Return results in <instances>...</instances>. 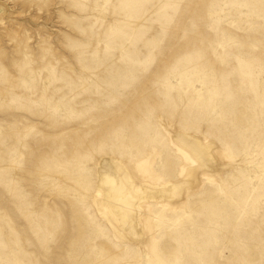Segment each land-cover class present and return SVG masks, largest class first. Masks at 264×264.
<instances>
[{"label":"rangeland","instance_id":"1","mask_svg":"<svg viewBox=\"0 0 264 264\" xmlns=\"http://www.w3.org/2000/svg\"><path fill=\"white\" fill-rule=\"evenodd\" d=\"M161 121L243 163L164 212V261L264 264V0H0V264H156L91 198L106 155L177 177Z\"/></svg>","mask_w":264,"mask_h":264},{"label":"bare ground","instance_id":"2","mask_svg":"<svg viewBox=\"0 0 264 264\" xmlns=\"http://www.w3.org/2000/svg\"><path fill=\"white\" fill-rule=\"evenodd\" d=\"M161 128L180 159L177 177L159 174L157 150L132 161L106 155L95 164L99 175L91 201L116 242L133 245L156 264H167L159 249L162 229L170 223L164 212L191 218L188 197L203 179L230 198L224 174L243 163L203 135L179 133L163 121Z\"/></svg>","mask_w":264,"mask_h":264}]
</instances>
